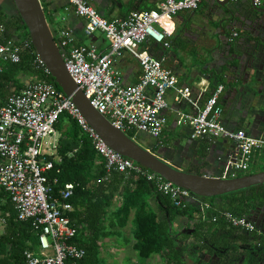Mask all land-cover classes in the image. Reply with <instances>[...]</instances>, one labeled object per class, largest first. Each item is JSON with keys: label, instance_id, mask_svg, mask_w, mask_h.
I'll list each match as a JSON object with an SVG mask.
<instances>
[{"label": "built area", "instance_id": "1", "mask_svg": "<svg viewBox=\"0 0 264 264\" xmlns=\"http://www.w3.org/2000/svg\"><path fill=\"white\" fill-rule=\"evenodd\" d=\"M66 1L83 19L85 36L99 31L108 41L107 49L100 50L94 43H76L71 28L51 29L68 73L98 112L125 133L144 131L157 138L167 121L163 113L168 107L166 93L173 90L176 102H186L195 108L194 113L177 112V122L190 128V138L232 140L236 151L228 161L229 168L247 170L253 152L264 147V139L250 136L241 128L231 130L221 124L218 96L223 85L217 84L199 105L205 89L198 91L194 98L191 86L180 85L164 65L165 57L145 47L146 43L153 42L168 48L171 31L159 29V22L180 11L197 9L202 0H159L153 8L132 10L126 16L112 19L100 15L88 0ZM250 1L254 5L262 2ZM232 36H237V32L233 31ZM122 50L129 51L139 63L141 72L135 84H122L121 76L113 68V59ZM23 58L42 76L49 74L30 38L22 30H9L1 23L0 74L5 63H18ZM62 113L75 119L90 137L105 170L98 182L109 181L114 172L124 176L135 174L152 182L175 207L183 208L192 202L203 211L210 207L207 201L188 189L110 148L70 97L45 77L35 74L0 104V188L12 202L16 218L28 222L36 235L34 248L24 250L23 264H79L86 253L74 239L87 232L70 215L74 207L68 199L75 184L65 182L55 194L54 185L58 179L47 175L61 161L57 153L60 133L55 125ZM75 151H68L67 156ZM222 214L241 231L252 233L256 230L254 222L244 216Z\"/></svg>", "mask_w": 264, "mask_h": 264}, {"label": "crops", "instance_id": "2", "mask_svg": "<svg viewBox=\"0 0 264 264\" xmlns=\"http://www.w3.org/2000/svg\"><path fill=\"white\" fill-rule=\"evenodd\" d=\"M9 1L4 0L6 7L1 4L0 10L12 12ZM40 1L53 31L68 27L73 31L76 43H94L100 50L107 49L108 41L101 32L96 31L89 37L83 34L84 21L66 0ZM88 1L100 15L112 19L126 16L132 10L153 8L159 0ZM158 28L171 31L170 46L163 48L148 42L145 47L165 57L164 65L173 72L180 85L191 86L194 98L198 91L205 89L199 105L217 84H222L218 96L221 124L231 130L241 128L250 136L264 139V0L259 5L250 0H229L224 5L217 0H202L195 10H183L161 20ZM233 31L237 36H232ZM113 68L124 85L135 84L141 72L137 59L127 50L114 57ZM16 77L19 81L16 87L21 88L32 76L19 72ZM14 88L12 86L11 90ZM166 98L164 129L159 137H154L155 142L145 148L190 172L213 176H234L243 172L229 168L228 161L236 151L232 140L224 137L190 138V128L177 122V112L194 113L195 108L186 102H176L173 90L167 91ZM263 154L264 147L254 151L245 172L257 171ZM149 198L155 199L158 206L154 195H150L148 201ZM1 226L3 232L4 224Z\"/></svg>", "mask_w": 264, "mask_h": 264}, {"label": "trees", "instance_id": "3", "mask_svg": "<svg viewBox=\"0 0 264 264\" xmlns=\"http://www.w3.org/2000/svg\"><path fill=\"white\" fill-rule=\"evenodd\" d=\"M42 6L44 8L43 3ZM1 23L5 24L9 30H22L25 36L29 37L27 28L15 13L8 15L0 10ZM19 72L45 77L57 90L61 91L50 74L42 76L30 66L26 58H23L18 63L4 64L0 74V104L8 94L20 89L16 87L19 83L16 75ZM12 86L15 88L11 90ZM63 117L69 121L64 129L61 127ZM55 126L60 133L57 153L61 156V161L56 163L54 169L50 170L47 175L58 179L54 185L55 194L65 182L75 184L73 194L68 199L74 207L70 215L77 224L81 225L83 231L87 232V235L80 233L74 239L84 247L86 252L79 264H101L98 239L106 234L101 230L102 216L116 191L122 196V203L115 210V217L121 222L126 221L130 211L133 210L131 221L135 227L134 237L136 239L133 246L141 257L146 258L153 252L165 249L172 254L175 261L185 264L181 260V248H176L174 237L176 232L172 230L174 217L181 214L195 219L196 223L189 232L177 233V237L193 238L199 250L219 257L223 264H237L236 259L239 256L244 257L246 264H258L259 257L264 252V183L217 196L199 197L210 204V207L204 211L193 202L183 208H178L167 196L158 192L152 182L135 174L124 176V174L114 172L109 181L98 182V179L105 174V170L101 163L94 166V161L100 158L88 134L81 129L75 119L66 113L60 115ZM127 134L133 136L134 133L127 132ZM73 149H76L74 154L67 156V152ZM57 168L58 172H56ZM260 170H264V154L257 171ZM92 171L95 173L89 175ZM243 174L246 173H238L234 176ZM221 177H232V175ZM150 195L156 197L158 207L164 212L163 218H159L149 208L148 197ZM0 202L4 219L3 232L0 233V264H23L24 250L34 248L36 235L28 222L16 218L13 204L1 188ZM222 212H229L235 217L244 216L248 219H253L255 215L260 214L263 222L254 232H244L231 225ZM255 243H259L262 247L257 250L258 254L254 251ZM240 244L243 247H240Z\"/></svg>", "mask_w": 264, "mask_h": 264}, {"label": "water", "instance_id": "4", "mask_svg": "<svg viewBox=\"0 0 264 264\" xmlns=\"http://www.w3.org/2000/svg\"><path fill=\"white\" fill-rule=\"evenodd\" d=\"M17 14L28 30L29 38L36 53L43 60L49 74L61 91L64 92L87 123L99 134L112 149L132 159L134 162L154 171L188 189L198 197H212L234 190L264 183V170L246 173L240 176L221 177L182 170L158 156L148 148L141 146L127 133L115 127L91 104L80 87L68 73L62 54L57 46L44 8L40 0H10ZM224 5L229 0H217ZM257 8V6H255Z\"/></svg>", "mask_w": 264, "mask_h": 264}, {"label": "rangeland", "instance_id": "5", "mask_svg": "<svg viewBox=\"0 0 264 264\" xmlns=\"http://www.w3.org/2000/svg\"><path fill=\"white\" fill-rule=\"evenodd\" d=\"M3 2V3H2ZM11 1H9V4ZM3 4L6 7L4 0H0V7ZM12 6V4H11ZM8 8V6H7ZM5 10V9H4ZM11 12V11H9ZM8 14H13L15 11ZM158 27V26H157ZM31 78L29 77L28 80ZM69 121L63 117L61 120L62 129L66 128ZM133 139L136 140L141 146L147 147L155 142L153 136L144 131L135 132ZM101 163L99 159L94 161V166ZM254 170L257 167L253 168ZM253 170L243 171L241 173H249ZM95 172H90L89 175H93ZM149 208L152 209L159 218H163L164 212L156 205V200L149 198ZM110 205L105 208V213L102 216L101 230L105 235H101L98 239L99 244V262L101 264H179L175 261V258L167 250H161L151 253L148 257L143 258L139 255L138 251L134 248L136 239L134 237L135 227L131 221L133 217V210L130 211L126 221L121 222L115 217V210L122 203V196L115 192L111 198ZM2 209L0 202V232H2L1 224H4L2 217ZM257 217V215H256ZM263 222L262 216H258L257 224L261 226ZM196 221L183 216H175L172 221V230L177 233L189 232ZM174 233L175 242L177 247L181 248V260L185 264H223L219 257L213 254H207L199 250L198 244L193 238L184 239L183 237H177ZM240 246L243 247L242 244ZM255 253H259L256 251ZM237 264H246L243 256H239L236 259ZM259 264H264V252L259 258Z\"/></svg>", "mask_w": 264, "mask_h": 264}, {"label": "flooded vegetation", "instance_id": "6", "mask_svg": "<svg viewBox=\"0 0 264 264\" xmlns=\"http://www.w3.org/2000/svg\"><path fill=\"white\" fill-rule=\"evenodd\" d=\"M258 216V215H257ZM257 219H258V217H256V215H255V217L253 218V219H250V220H252L253 222H254V224H255V227H256V230L257 229H259L260 228V226H258V224L256 223L257 222ZM262 247L259 245V243H255V246H254V251L256 252L257 250H259V249H261ZM258 254V253H257ZM260 258V257H259Z\"/></svg>", "mask_w": 264, "mask_h": 264}]
</instances>
